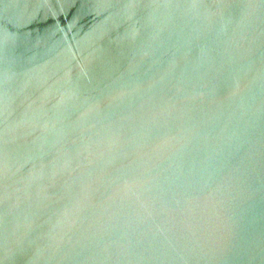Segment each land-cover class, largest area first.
Wrapping results in <instances>:
<instances>
[{
	"label": "water",
	"instance_id": "95a60500",
	"mask_svg": "<svg viewBox=\"0 0 264 264\" xmlns=\"http://www.w3.org/2000/svg\"><path fill=\"white\" fill-rule=\"evenodd\" d=\"M0 264H264V0H0Z\"/></svg>",
	"mask_w": 264,
	"mask_h": 264
}]
</instances>
